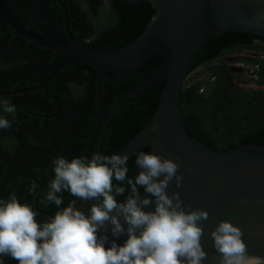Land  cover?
Listing matches in <instances>:
<instances>
[{
	"label": "trees",
	"instance_id": "16d2710c",
	"mask_svg": "<svg viewBox=\"0 0 264 264\" xmlns=\"http://www.w3.org/2000/svg\"><path fill=\"white\" fill-rule=\"evenodd\" d=\"M62 1L68 7V28L73 38L99 50L130 42L144 30L153 14V8L146 1L137 4H125L120 0ZM5 2L30 31L44 37L66 39L62 25L64 11L57 0ZM29 15H37L41 20L33 23ZM247 36L250 34L227 31L211 37L194 55L187 75L203 63L239 49L240 44L242 47L250 43L251 40L244 38ZM252 49H264V44ZM61 56L21 38L0 13V90L42 83ZM162 60L163 53L158 52L143 61L125 80L101 79L105 107L109 109L126 92L146 80ZM252 64L256 66V82L264 85V59L256 57ZM226 69L220 70L223 76L228 74ZM95 78L92 66L70 60L54 75L46 93L37 90L0 95V102L6 100L16 108L13 117L3 111L0 103V116L11 121V127L0 128V200L7 201L15 194L21 203L33 207L40 223L54 215L50 217L35 209L33 201L41 190L37 181L43 189L37 207L47 212L57 209L45 199L54 179V158H91L92 142L100 122ZM202 83L189 86L183 83L182 86L180 105L189 133L217 149L248 142L264 145V91L257 89L245 93L228 85L224 79L219 81L216 91L214 82L207 83L199 91ZM162 86V82L151 83L114 111L103 138L101 154H116L149 121ZM140 151L150 152V147L140 149L129 158V178L140 171L135 165L136 154ZM58 195L63 197L62 205L72 197L67 191ZM126 195L118 197L119 201L125 200ZM0 260L3 264H18L10 256H2Z\"/></svg>",
	"mask_w": 264,
	"mask_h": 264
},
{
	"label": "water",
	"instance_id": "95a60500",
	"mask_svg": "<svg viewBox=\"0 0 264 264\" xmlns=\"http://www.w3.org/2000/svg\"><path fill=\"white\" fill-rule=\"evenodd\" d=\"M57 1L64 11L62 25L66 39L35 34L21 22L5 0H0V13L16 34L40 48L62 55L42 83L0 90V95L37 90L46 93L54 75L70 60H79L92 66L96 72L95 94L100 112V122L92 142V157L100 153L114 111L151 83L162 82V90L151 118L116 154L126 153L131 158L134 153L149 146L150 152L171 157L179 164L183 183L177 189L173 180L168 192H180L185 210L203 208L209 212V219L201 221L204 227L202 244L208 253L204 264H215L219 258L210 232L224 219L241 227L250 254L264 256V145L248 142L226 149L214 148L189 133L180 105L182 86L191 61L211 37L227 31L264 37V0H120L125 4L149 2L153 14L137 37L108 50L93 49L77 42L68 28V7L62 0ZM158 52L163 53V60L153 68L151 75L107 109L101 96L100 80H125L143 61ZM237 59V56L225 57L228 62ZM37 183L41 190L34 198L33 205L38 212L51 217L74 200L75 207L90 215L95 200L84 201L73 196L53 211L40 210L37 200L43 189L40 182ZM146 195L142 192L141 198ZM151 199L154 201V198ZM118 202L125 203L126 200ZM154 207L153 202L145 211H152ZM121 223L126 229L122 218ZM111 227L108 224L107 232L101 229L99 233L107 235L106 246H110L112 241L123 244L127 232L113 236Z\"/></svg>",
	"mask_w": 264,
	"mask_h": 264
},
{
	"label": "clouds",
	"instance_id": "9594fccd",
	"mask_svg": "<svg viewBox=\"0 0 264 264\" xmlns=\"http://www.w3.org/2000/svg\"><path fill=\"white\" fill-rule=\"evenodd\" d=\"M0 103L15 117L13 105ZM9 127L11 121L0 116V128ZM128 160L126 153L54 158L46 201L59 208L64 200L58 193L67 191L80 200H95L90 215L73 200L40 223L33 207L12 194L0 200V257L10 256L18 264H204L208 253L201 221L209 219V212L185 210L180 192L169 194L173 180L177 189L183 183L179 164L171 157L140 151L135 159L140 171L129 178ZM141 189L148 195L141 198ZM126 193V202H118ZM153 202L154 210L145 211ZM108 224L113 236L127 232L123 244L112 241L106 246L107 235L99 233L107 232ZM210 236L219 254L215 264H264V256L249 253L243 230L231 221L220 220Z\"/></svg>",
	"mask_w": 264,
	"mask_h": 264
},
{
	"label": "rangeland",
	"instance_id": "374dc122",
	"mask_svg": "<svg viewBox=\"0 0 264 264\" xmlns=\"http://www.w3.org/2000/svg\"><path fill=\"white\" fill-rule=\"evenodd\" d=\"M28 19L33 23L41 20V18H39L37 15H29ZM253 53H256V55L262 54L264 56V49L244 48L239 50H232L224 55L215 57L191 71L186 76L184 85L189 86L201 81L203 82L201 85V89H199V91H201L207 83L214 82L216 86L214 88V91H216L218 89L217 85L219 84V81H221V79H224L226 80L228 85L237 88L245 93H251L257 89L264 91V85H260L256 82L257 79L254 74L255 65H253L252 62H225L222 59L223 56H237L240 54L248 56ZM222 68L227 70L228 74H226V76L222 75L220 71Z\"/></svg>",
	"mask_w": 264,
	"mask_h": 264
},
{
	"label": "flooded vegetation",
	"instance_id": "af4514ba",
	"mask_svg": "<svg viewBox=\"0 0 264 264\" xmlns=\"http://www.w3.org/2000/svg\"><path fill=\"white\" fill-rule=\"evenodd\" d=\"M246 40H251L250 43L248 44H245V45H242L241 47V44L239 45V49H244V48H248V49H252V47H259L261 45L264 44V37L262 36H258V35H254L252 36L250 34V36H247V37H244ZM237 49V50H239ZM238 59L236 61H239V62H247V63H251L255 60L256 57L258 58H261V59H264V56L262 54L260 55H256V53H253V54H250L248 56L244 55V54H240V55H237ZM223 59L225 60V57L223 56ZM228 62V61H226ZM255 69H256V66H255ZM256 76V75H255Z\"/></svg>",
	"mask_w": 264,
	"mask_h": 264
}]
</instances>
